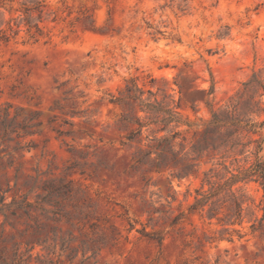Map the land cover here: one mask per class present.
<instances>
[{
	"label": "rangeland",
	"instance_id": "rangeland-1",
	"mask_svg": "<svg viewBox=\"0 0 264 264\" xmlns=\"http://www.w3.org/2000/svg\"><path fill=\"white\" fill-rule=\"evenodd\" d=\"M32 7L0 0V115L8 113L11 129L0 127V197L30 204L0 214V264H264V229L250 228L264 212L259 182L234 186L244 201L240 224L188 209L205 170L247 167L256 143L237 161L204 153L188 174L186 160L155 167L158 125L128 139L137 125L122 116L138 105L118 99L134 83L143 99L169 104L189 123L176 127V150L190 148L211 110L230 99L253 96L260 110L251 117L263 120L264 92L244 82L256 74L264 83V0ZM250 136L262 138L264 126Z\"/></svg>",
	"mask_w": 264,
	"mask_h": 264
},
{
	"label": "trees",
	"instance_id": "trees-1",
	"mask_svg": "<svg viewBox=\"0 0 264 264\" xmlns=\"http://www.w3.org/2000/svg\"><path fill=\"white\" fill-rule=\"evenodd\" d=\"M33 2L34 9H38L42 5V0H30ZM29 10V8H26ZM33 21V20H31ZM29 26L35 27L37 30V23H33ZM245 86H253V91L257 93L259 88H262L264 92V83L256 78L251 82H244ZM121 97L118 99L131 100L132 103H128L129 109L132 110L135 103L138 105L137 110H132L134 114L129 116L125 113L122 116L124 121L130 124H136L137 127L132 129L127 138L132 139L136 135L142 134L143 128H148L150 125H158L152 133L155 141L154 149L155 156L152 158V162L155 167L162 165L163 167L178 166L181 160L188 161L181 169L184 174H188L191 167L196 166V163H189L191 160L198 159L207 155L220 157H233V161H237V155H242L249 151L248 146L255 142L254 148V161L245 166H236L230 168L224 163L223 172L220 173L217 170V166L213 164L210 168L203 172L201 184L195 189V196L193 202L189 205L190 211H198L205 214L209 220L216 219L218 223L233 225L235 223L240 224L242 222V213L244 211L243 199L241 195H238V190L234 187L239 182L257 181L264 189V159H261L259 152L263 148L264 136L258 140L252 139L251 134L259 133L260 128L264 126V119L257 122L251 117L254 112H259L260 108H255L252 97L244 103L239 100L230 99V103L217 109L211 110L210 119L204 124V128L200 133L199 138L186 149L185 145H181L180 149L175 148V139L180 135V131L176 130L180 124L189 123L182 121L177 113L169 107V104H164L163 101L153 99L152 101L147 98L143 99V92L134 83L129 86H125L124 91L120 92ZM150 95H153L149 91ZM258 103V102H257ZM142 111L145 114V120L141 118L137 112ZM8 113L0 115V127L4 133L10 131V125L7 123L5 117ZM160 131L168 132V135H161L157 137V133ZM248 136L246 141L243 139ZM151 150L140 154L136 157V162L141 163L144 160V155L150 156ZM179 156V158H177ZM247 158V155L245 156ZM4 195L0 197V214L7 217V213L15 214V211L11 208H22L26 212V206L30 204L15 201L14 199L9 202H4ZM181 215V214H180ZM178 217H175L173 223L176 222ZM252 231L264 229V212L261 217L254 219L250 224ZM223 231H227L225 228ZM238 233V230H233ZM145 235L155 238L158 242L162 237L159 235ZM222 238V237H221Z\"/></svg>",
	"mask_w": 264,
	"mask_h": 264
}]
</instances>
